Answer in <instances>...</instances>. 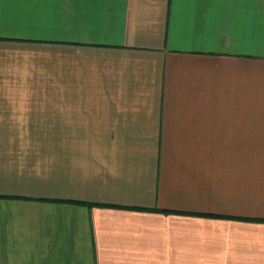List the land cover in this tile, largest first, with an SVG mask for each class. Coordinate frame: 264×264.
Here are the masks:
<instances>
[{
    "label": "crops",
    "instance_id": "crops-1",
    "mask_svg": "<svg viewBox=\"0 0 264 264\" xmlns=\"http://www.w3.org/2000/svg\"><path fill=\"white\" fill-rule=\"evenodd\" d=\"M0 264H264V0H0Z\"/></svg>",
    "mask_w": 264,
    "mask_h": 264
}]
</instances>
